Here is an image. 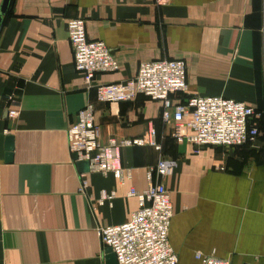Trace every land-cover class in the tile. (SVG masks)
I'll return each instance as SVG.
<instances>
[{
	"label": "crops",
	"instance_id": "obj_1",
	"mask_svg": "<svg viewBox=\"0 0 264 264\" xmlns=\"http://www.w3.org/2000/svg\"><path fill=\"white\" fill-rule=\"evenodd\" d=\"M70 18H83L87 38L111 49L116 71L84 81L73 64ZM155 59L186 65L188 89L172 94L173 103L223 96L259 111L256 139L240 146L177 142L161 101L141 94L97 100V83L124 81ZM87 103L100 143L153 128L158 144L122 147L131 178L122 184L109 173H88L84 194L78 173L86 165L73 160L66 127ZM160 158L175 163L163 182L177 264H201L197 251L264 264V0H10L0 27V264H119L97 228L130 218L137 199L127 192L147 187L146 172ZM101 189L115 197L94 214L89 200Z\"/></svg>",
	"mask_w": 264,
	"mask_h": 264
},
{
	"label": "built area",
	"instance_id": "obj_2",
	"mask_svg": "<svg viewBox=\"0 0 264 264\" xmlns=\"http://www.w3.org/2000/svg\"><path fill=\"white\" fill-rule=\"evenodd\" d=\"M168 1L156 0V3L164 5ZM66 28L74 68L88 85L96 74L118 69V62L104 41L87 38L83 18L68 19ZM187 89L186 65L178 59L143 61L133 77L95 85L97 100L106 103L132 100L139 94L161 101V117L164 122H172L171 135L177 142L198 146H240L256 139L258 126L255 119L260 117L259 111L243 101L223 96L195 94L183 103L171 101L172 94L186 92ZM15 115V110L8 112L10 118ZM66 140L73 160L86 163V169L78 173V190L84 194L88 187V173H109L122 184L131 178L130 169L121 164L122 147L158 144L153 128L144 136L120 140L111 137L106 143H100L92 103L81 108L77 120L66 127ZM174 164L171 159L160 158L155 167L146 172V188L141 191L129 188L127 195L137 199V208L127 221L98 226L102 245L110 249L117 263L177 264V255L168 239L173 208L169 190L163 182ZM114 197V190L101 189L95 203L89 200L92 213L95 214L96 205L105 202L111 205ZM195 258L201 264H232L200 251L195 252Z\"/></svg>",
	"mask_w": 264,
	"mask_h": 264
},
{
	"label": "water",
	"instance_id": "obj_3",
	"mask_svg": "<svg viewBox=\"0 0 264 264\" xmlns=\"http://www.w3.org/2000/svg\"><path fill=\"white\" fill-rule=\"evenodd\" d=\"M9 3H10V0H1V3H0V27H1V24H2L3 17H4V15L6 14V12L8 10ZM7 139H8V144L10 145L8 147H10V149H11L12 148L11 137H8ZM80 164H85L86 165V163H84V162H80ZM106 251L109 253V256L113 255V253L110 251L109 248H107Z\"/></svg>",
	"mask_w": 264,
	"mask_h": 264
}]
</instances>
